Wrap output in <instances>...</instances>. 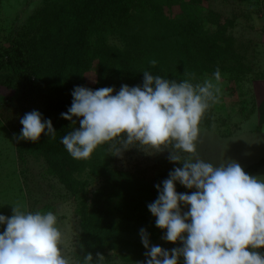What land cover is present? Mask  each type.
Returning <instances> with one entry per match:
<instances>
[{
  "label": "rangeland",
  "instance_id": "rangeland-1",
  "mask_svg": "<svg viewBox=\"0 0 264 264\" xmlns=\"http://www.w3.org/2000/svg\"><path fill=\"white\" fill-rule=\"evenodd\" d=\"M16 41L32 46L42 68L22 87L11 88L3 83L11 67L0 69V213L10 217L13 205L22 211L54 212L73 264H83L88 252L94 259L97 252L104 254L106 264L145 261L142 228L153 246L169 251L182 246L179 240L162 239L166 229L155 225L147 207L158 197L155 186L182 167L169 161L170 149L113 141L98 146L90 158L77 160L61 143L82 118L73 117L75 124L58 122L54 113L75 86L97 89L99 55L106 49H118L122 59L128 53L139 60L144 56L147 65L156 61L160 72L177 73L181 81L202 84L211 79L217 84V99L199 123L193 158L214 165L235 160L245 169L264 156V126L252 129L264 96V0H0V55ZM174 42L178 47L187 42L185 51L196 70L185 66V52L177 68ZM158 44L168 52L165 59L155 53ZM66 51L82 53L83 63L77 57L64 58ZM217 69L218 82L213 76ZM114 80L119 91L124 77ZM33 110L52 120L54 139L44 133L36 142L17 139L20 119ZM256 144L253 151L250 146ZM121 147L129 148L116 155ZM65 153L72 165L61 178ZM252 175L264 178V165ZM176 190L195 191L179 182ZM182 210L188 208L182 205ZM259 251L264 253V247Z\"/></svg>",
  "mask_w": 264,
  "mask_h": 264
},
{
  "label": "clouds",
  "instance_id": "clouds-1",
  "mask_svg": "<svg viewBox=\"0 0 264 264\" xmlns=\"http://www.w3.org/2000/svg\"><path fill=\"white\" fill-rule=\"evenodd\" d=\"M153 67L156 61L151 62ZM220 80V70L213 74ZM115 92V94H113ZM217 84L190 80L177 82L143 72L142 85L123 84L93 90L77 85L67 112L61 117L79 119V127L64 135L61 143L74 159H88L100 145L120 141L122 145L150 146L154 151L170 149V162H180L168 178L157 184V199L147 205L155 225L166 229L162 239L181 241L170 251L150 243L146 229L140 230L146 260L139 264H264V178L244 171L235 160L214 165L199 157V123L217 99ZM18 140L36 142L42 133L55 138L50 118L38 110L20 119ZM121 147L116 155H119ZM144 149V147H142ZM181 153L192 154L182 158ZM195 189L178 193L176 184ZM182 205L187 211L182 210ZM12 215L0 213V264H73L65 254L63 233L52 211H22L13 205ZM83 264H106L105 255L88 252ZM118 264V261L113 262Z\"/></svg>",
  "mask_w": 264,
  "mask_h": 264
},
{
  "label": "trees",
  "instance_id": "trees-1",
  "mask_svg": "<svg viewBox=\"0 0 264 264\" xmlns=\"http://www.w3.org/2000/svg\"><path fill=\"white\" fill-rule=\"evenodd\" d=\"M104 9V8H103ZM107 9V8H105ZM187 42L184 45H181L180 47L177 46V43L174 42V47H171L172 50V56L174 55L173 62L175 58L178 60L177 68L180 67V56H182V52H185L186 56L188 57L186 67L188 69L196 70L195 65H193L192 62V56L190 54H187L185 51ZM154 46V45H153ZM152 46V47H153ZM165 47L161 44L156 45L155 47V53L160 57L165 59L167 57L168 52L165 51ZM110 50V51H109ZM68 51H66V55L64 58L67 57V55L70 57V59H75V57L78 58L79 63H83V54L79 52L70 51L69 54H67ZM124 53L120 52L118 49H106V51L102 52L99 55V71H98V82H97V89L102 87H117V82L114 80V77L116 76H123L124 77V84H127L129 86H137L138 83L142 85L143 83V72L148 71L151 74L153 73L154 76L159 75L165 79H174L177 82L181 81L179 77H177V73L174 74H166V72H160L158 68L153 67L152 64H148L147 62H144L145 58H141L139 60L136 57H131L130 54L126 53V57L128 59H122L121 55ZM153 54V53H152ZM0 69L4 66H10L11 72L3 77V83L6 87H22L27 83V81L30 79L31 75L37 71L38 69L42 68V64L39 62V58L37 53L33 50L32 46L29 44H21L19 41H16L15 43L11 42L7 48L3 49V54L0 55ZM152 58H154V54L152 55ZM139 61V62H135ZM169 65V62L162 65L163 67H166ZM162 68V67H161ZM164 69V68H163ZM156 73V75H155ZM63 76H67L65 72H63ZM62 76V77H63ZM56 79H58V76H55ZM60 78L61 82L63 78ZM55 81L54 79H52ZM63 84V82H62ZM71 88L72 85H70ZM63 84V89H64ZM65 92V91H64ZM73 97L69 96V100L63 105L62 107H59L58 111L54 113L55 120L60 121V119H64L61 117V113L67 112L68 108L71 106ZM61 109V111H59ZM67 157L68 164L65 163V157L62 159V161L65 163V167H61V171H59V174L61 175V178H63L64 175H67L70 171L67 169H70V166L72 165V160L68 156V154H64ZM63 157V156H62ZM262 165H264V156L259 159L258 161L249 164L246 166L244 171L250 175H252L255 171H257ZM67 171V172H65ZM180 264H183V257L180 259Z\"/></svg>",
  "mask_w": 264,
  "mask_h": 264
},
{
  "label": "crops",
  "instance_id": "crops-1",
  "mask_svg": "<svg viewBox=\"0 0 264 264\" xmlns=\"http://www.w3.org/2000/svg\"><path fill=\"white\" fill-rule=\"evenodd\" d=\"M254 115L256 116L255 119L257 120V123L255 124V126L252 129H254V128L255 129H259V128L261 129V126L262 127L264 126V96H262L261 99L259 100L253 116ZM256 146H257V144L250 146V148L254 151V150H256L255 149ZM262 167H263V165L257 171H259ZM257 171H255L254 173H256Z\"/></svg>",
  "mask_w": 264,
  "mask_h": 264
}]
</instances>
